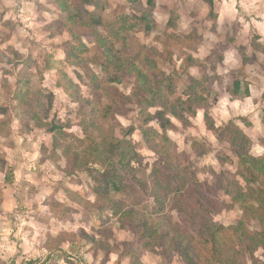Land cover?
<instances>
[{"label":"rangeland","instance_id":"374dc122","mask_svg":"<svg viewBox=\"0 0 264 264\" xmlns=\"http://www.w3.org/2000/svg\"><path fill=\"white\" fill-rule=\"evenodd\" d=\"M106 2L110 9L103 13V19L108 23L114 22L117 13L130 12L127 0H100L99 4ZM215 3L219 16L216 36L200 25L208 12L203 0H158L157 31L148 36L136 30L130 46L123 48L115 46L111 39L102 43L103 36L93 37L89 28L78 30L75 20L65 24L77 29L76 35L87 46L66 32L51 38L53 35L46 29L59 18L60 12L48 0H0V52L15 48L35 59L28 73L32 76L34 92L44 98L45 108L39 113L42 125H50L53 120L62 122L71 127L70 133L84 138L80 123L84 118L75 115L82 105L59 88L58 81L66 77L82 86L79 79L82 76L84 86L90 82L85 76L88 70L102 79L104 53L108 50L114 49L115 53L109 69L119 70L121 63L128 60L121 69L127 78L122 85L112 84L108 92L95 96L90 89L82 88L77 98L96 103L99 113L92 119L98 125H106L104 133L101 126L96 141L108 135V148L114 139L113 143H122L129 157L138 154L141 162L132 164L134 172L108 160L75 173L66 169L65 159L54 163L62 154L55 151L53 136L37 127L26 138L19 136L20 112L17 104L11 102L16 80L14 76L8 79V87L3 90L0 74V108L8 107L13 117L9 121L6 116H0V264H188L193 260L200 264V255H206L202 251L208 250L211 256L214 250L210 245L204 248L200 241L208 220L222 227V242L229 246L230 230L236 233L238 224L248 216L246 212L251 215L246 220V230L261 233L264 204L259 202V197L263 194L257 184L249 185L242 178L239 158L227 141H218L208 129L205 115H209L216 127L236 125L251 142L249 154L264 157V52L251 49L254 39L264 46L259 36L264 34V0H215ZM87 9L93 10V7L87 6ZM98 13L102 15V11ZM170 19L176 21L172 28L167 27ZM197 33L205 39L200 45L191 40ZM227 35L233 41L231 51L224 46ZM79 44L83 46L75 49ZM141 49L150 59L148 64L156 63L159 71L173 77L172 99H188L185 92L190 77L204 82L196 88L197 97L204 95L207 99L202 104L204 108L194 106L195 115L185 114L190 121L186 125L170 116L173 128L168 136L175 146V158L196 181L189 182L185 194L169 196L163 206L157 205L152 194L142 197L140 188L144 185L138 186L158 160V155L144 141L142 130L152 128L161 133L156 121L145 125L147 110L143 114L140 110L146 107L139 106L133 95L134 75L126 71L132 62L131 57L125 58V53L129 51L136 57ZM66 51L71 56L81 55L87 68L70 64ZM3 69L0 64V71ZM6 70L17 73L11 67ZM236 82L242 85L238 96L233 94ZM114 99L117 105L113 104ZM109 107L113 111L105 116L104 111ZM158 110L162 109H149L148 113L154 115ZM124 128L136 131L128 135ZM231 131L236 132L235 128ZM93 133L97 135L96 131ZM218 134L223 137L224 132ZM42 148L47 153L43 156L49 155L53 160L48 157L43 162ZM115 174L120 176L119 183L129 180L124 193H106L110 189L108 179ZM134 174L137 179L132 177ZM129 207L136 213L144 207L146 214H141L142 218L160 222V232L152 233L149 247H143L138 241L142 228L139 229L135 218L125 217L120 221L119 215L113 217L111 209ZM178 238L185 239L184 245L190 239L195 240V250L189 253L191 258L179 253L175 241ZM16 248L18 252L11 254ZM246 264H264V251L258 250L253 262L247 255Z\"/></svg>","mask_w":264,"mask_h":264},{"label":"trees","instance_id":"16d2710c","mask_svg":"<svg viewBox=\"0 0 264 264\" xmlns=\"http://www.w3.org/2000/svg\"><path fill=\"white\" fill-rule=\"evenodd\" d=\"M48 1L60 12L59 18L51 24L52 27H50V25L48 29H46V31L49 33L51 32L53 35L51 38L60 37L64 34L63 32H66L72 37H75L78 41H81L78 35H76V32L86 27L89 28L90 31H93V37L99 36V34L103 36L101 40L102 43L111 39L115 46L122 45L123 48H128L132 42V33L134 31L140 30L150 36L158 29L155 17L158 0H127L130 5V12L126 15H119L117 13L113 23H108L103 19V13L110 9L109 3L107 2L101 5L99 4L100 0ZM203 1L210 7V13L207 18V22L211 23L209 29L216 30L218 16L216 13L215 0ZM87 6L93 7V10H88ZM98 11H102V15H100ZM53 16L56 15L53 14ZM66 21L75 22L74 24L79 25L78 30L73 27H67L65 24ZM175 22V20L170 19L167 27L172 28L174 26L173 24H176ZM9 25H11V23H9ZM16 30L17 28H15L14 32ZM191 40L192 42L195 41L196 45H199L202 43L203 39L201 40V36L197 33L191 37ZM232 42V40L227 39V45H224L225 49H228L229 46L232 45ZM83 44L87 46L85 42H83ZM83 44L74 46V48L78 50ZM251 49L253 51L264 52V47L260 43H256L255 39L253 40ZM67 52L68 51H66V58L68 56L70 60V62H68L70 64L79 66L82 69L87 68L81 60V55H77L78 57L71 56L67 54ZM240 52L243 59L247 61L248 58L246 54L241 49ZM112 54H115L114 49L104 53L105 61L102 68V79H99L96 73L88 70L85 76L90 79V82H85V87L83 86L82 76L79 77L82 86L66 77H64V79L62 77L61 82L58 81V87L71 95L74 101L77 100L80 106L82 105L80 110L75 113L77 117H79L78 114H80L84 118V121L81 119L80 122L82 123L81 127L84 132V138H80L70 133L69 128L71 127L62 122L53 120L50 125L47 123L42 125L39 113L45 108L44 98L42 94L34 92L31 80L32 76L28 73V70L33 68L36 63L35 59L30 55L26 57V55L20 53L15 48H9L7 53L0 52V64L4 66V69L0 71L3 76V90L8 87V79L14 76L16 80V87L12 94L11 102L17 104L20 112L18 117L19 136L26 138L32 132L33 127L43 129L47 134L54 137L56 141L55 151H61L62 154V158H58L57 156L54 160L50 158L49 155L48 157L52 159L54 163H58L61 159H65L67 162L66 169L72 173L79 170H87L93 163L104 164L108 160L116 163L119 168H124L125 170L129 169L132 172L135 170L132 166L134 162L141 164L138 154L134 153L132 157H129L128 153L123 150L122 143L118 141L113 143L114 139L110 142L112 144L111 147L108 148L107 142L110 136L104 135L99 141H96L99 138V133H101L100 128L102 126L95 123L92 119L99 113L97 105L90 100L77 98L80 96L78 91L82 88L86 90L90 89L95 96L100 93L108 92L112 84L122 85L124 83L127 78L121 69L124 68L128 60L121 63L119 70L109 69V64L115 57ZM125 54V58L131 57L130 61L132 62L127 67L126 71H130L134 75L135 84L133 95L138 99V104L141 108L146 107L140 110V113L143 114L144 110H147L148 119L145 125L156 121L161 130V133L152 128L142 130L144 141L148 144L149 148L158 155V160L149 174L146 175L147 172L144 173V176L146 175V180H140V182H138V186L144 185V187L140 188V195L145 198L147 194H152L156 199L157 205L163 206L169 196L185 194L190 184L189 182L191 180L194 182L196 181L184 166L178 164V160L174 155L175 146L168 136V133L173 128L170 116L185 124V122H190L186 119L185 114L195 115L194 106L197 108H204L202 104L207 102V99H205L204 95H202V97H197L198 91H196V88H200L204 82L190 77V85L185 92L188 99L182 100L181 97L172 99L175 91L173 89L174 79L171 75L159 71L156 63L148 64V60L150 59H147L143 49L137 52L136 57L129 51ZM7 67L14 68L17 73L14 74L13 71L10 72V70H6ZM241 87V83L236 82V89L233 94L236 96L240 95ZM201 91L203 92L204 89L202 88ZM246 95H249L248 90H246ZM201 100L202 103H199L198 101ZM112 102L115 105L118 104L116 99L112 100ZM6 108H0V116H6L9 118V121H12L13 117L12 114H10L11 111L9 112ZM153 108L162 110H158L154 115H151L148 113V110ZM111 111H113V107L107 108L104 111V115L108 116V113ZM8 120L4 121L2 124L6 125L9 122ZM205 122L208 129L215 134L218 141H227L231 145L232 153L240 160V175L249 185H258L259 190L263 194V196L261 195L259 197V202L264 204V157H254L249 154L251 142L246 135H244L245 133L243 134L242 130L233 123H230L227 127H216V125L211 122L207 113L205 115ZM105 127L106 125L103 124L102 133H104ZM233 128H235L236 132L231 131ZM123 130L128 135H133L136 131L135 128H124ZM94 131L97 132V135L93 133ZM220 131L224 132L223 137L218 134ZM6 136H9V134ZM116 146L117 148L115 149ZM43 155L46 156L47 153L45 151L43 152L42 148V156ZM44 156L42 157V160H44L43 162L48 158ZM136 176L137 175L134 174L132 177L137 179ZM117 179H120V176L116 174L113 175L111 179H108V181L110 180V189L106 193L116 192L120 194L126 191V188L130 185L129 180L119 183ZM149 184L150 186H148ZM147 188L151 190V193L148 192ZM240 195L246 196L245 194ZM132 208L133 207H129L127 209L118 210L113 208L111 210L113 211L114 218H118L117 216L119 215L120 221L125 217H129L130 219L135 218L139 229L142 228L139 238L137 237L138 241L143 247H149V240L153 239L151 236L152 233L155 235L157 232H160V222L157 219H151L149 217L142 218L141 214H146L144 207H142L141 212L138 213ZM121 210L124 211L121 213ZM260 213H262V211H260ZM246 215L248 216H246L244 221L238 224L236 233L230 230V234L232 235V237L229 238L231 240L230 246L227 242H222V227L210 220L206 222V231L204 237L200 238V241L203 242L204 248L210 245L214 250H212V255L210 256L209 251L204 249L202 253H206V255H200L202 258V263L200 264H246L247 255H250L253 262L254 254L260 249L264 251V228L261 233L248 232L246 230V220H249L251 215L248 212H246ZM225 236H227V234H225L224 237ZM238 239L241 240V242H236ZM175 241L177 248H179V253L184 255L187 254L186 257L189 258V253L195 250V240L190 239L189 243L186 245H184L185 239L178 238L175 239ZM207 257H209V259L204 261ZM188 264L198 263L193 260L189 261Z\"/></svg>","mask_w":264,"mask_h":264},{"label":"crops","instance_id":"0c3cea01","mask_svg":"<svg viewBox=\"0 0 264 264\" xmlns=\"http://www.w3.org/2000/svg\"><path fill=\"white\" fill-rule=\"evenodd\" d=\"M205 3V2H204ZM206 4V3H205ZM206 8H208V12H207V16L209 15V13H210V7L206 4ZM192 13H193V15H194V11H192ZM196 14V13H195ZM197 15V14H196ZM205 17L204 19H203V22H202V24H200L201 26H202V28L206 31V32H212V33H216L217 32V30H218V28H217V26H218V23H217V26H216V30H210L209 28H210V25H211V23L210 22H207V19L206 18H208V17ZM195 18V17H194ZM218 19H219V16H218ZM204 20H205V22H204ZM47 24H49V22L47 23ZM257 29H259V27H256ZM260 30H262L261 28H260ZM198 35H200L201 36V40H202V37L204 38V36H203V34H198ZM215 36H216V34H215ZM230 35H227V37L225 38V41H224V45H227V39H229L228 37H229ZM259 36H261L262 38H263V40H264V34H262V33H260V35ZM234 38H235V36H233ZM204 41H205V39H204ZM203 40H202V43L204 42ZM201 43V44H202ZM262 44V43H261ZM200 45V44H199ZM263 46V45H262ZM231 45L229 46V48L227 49L228 51H231ZM264 47V46H263ZM228 51H226V53L228 52ZM257 52V51H256ZM225 53V54H226ZM224 57V56H223ZM1 74V73H0ZM263 83H264V80H263ZM243 116V115H242ZM14 242V241H13ZM16 252H18V249L16 248V250H15V252H13V253H11V254H13V255H15L16 254ZM20 253V252H19ZM14 259H17V258H14Z\"/></svg>","mask_w":264,"mask_h":264}]
</instances>
